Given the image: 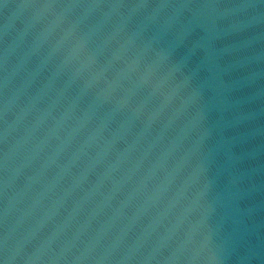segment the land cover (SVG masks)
Wrapping results in <instances>:
<instances>
[{
    "label": "water",
    "instance_id": "1",
    "mask_svg": "<svg viewBox=\"0 0 264 264\" xmlns=\"http://www.w3.org/2000/svg\"><path fill=\"white\" fill-rule=\"evenodd\" d=\"M2 264H264V0H0Z\"/></svg>",
    "mask_w": 264,
    "mask_h": 264
},
{
    "label": "snow or ice",
    "instance_id": "2",
    "mask_svg": "<svg viewBox=\"0 0 264 264\" xmlns=\"http://www.w3.org/2000/svg\"><path fill=\"white\" fill-rule=\"evenodd\" d=\"M0 264H2V262H0Z\"/></svg>",
    "mask_w": 264,
    "mask_h": 264
}]
</instances>
